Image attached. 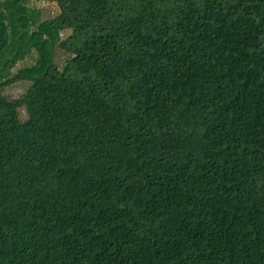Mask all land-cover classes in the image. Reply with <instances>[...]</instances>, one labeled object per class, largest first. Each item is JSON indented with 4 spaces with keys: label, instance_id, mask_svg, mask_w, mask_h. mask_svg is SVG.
Masks as SVG:
<instances>
[{
    "label": "trees",
    "instance_id": "obj_1",
    "mask_svg": "<svg viewBox=\"0 0 264 264\" xmlns=\"http://www.w3.org/2000/svg\"><path fill=\"white\" fill-rule=\"evenodd\" d=\"M39 1L0 0V264H264V0Z\"/></svg>",
    "mask_w": 264,
    "mask_h": 264
},
{
    "label": "rangeland",
    "instance_id": "obj_2",
    "mask_svg": "<svg viewBox=\"0 0 264 264\" xmlns=\"http://www.w3.org/2000/svg\"><path fill=\"white\" fill-rule=\"evenodd\" d=\"M28 4L30 7L41 10L43 20L53 18L57 13V7L52 3L46 1L28 0ZM61 37H65V36H61ZM67 58H68V54L63 49L59 47L55 48V60L60 67H63ZM32 64H34V60L30 59V57H27L24 61L18 63L14 71H17L18 69L26 66H30ZM24 90L25 87L22 84H20L8 88L7 93L11 96L16 97L22 94Z\"/></svg>",
    "mask_w": 264,
    "mask_h": 264
}]
</instances>
